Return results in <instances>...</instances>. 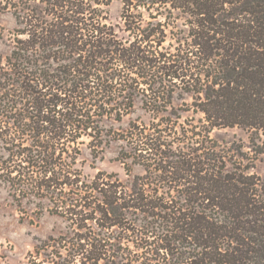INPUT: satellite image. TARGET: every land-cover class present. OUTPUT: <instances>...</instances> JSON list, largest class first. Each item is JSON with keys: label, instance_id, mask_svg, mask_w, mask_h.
Returning <instances> with one entry per match:
<instances>
[{"label": "trees", "instance_id": "trees-1", "mask_svg": "<svg viewBox=\"0 0 264 264\" xmlns=\"http://www.w3.org/2000/svg\"><path fill=\"white\" fill-rule=\"evenodd\" d=\"M6 14L0 188L65 219L36 250L47 264H264L249 158L264 155V0H0ZM139 101L148 120L116 130ZM233 128L250 151L213 136ZM114 143L124 178L87 175L84 148L97 161Z\"/></svg>", "mask_w": 264, "mask_h": 264}, {"label": "rangeland", "instance_id": "rangeland-1", "mask_svg": "<svg viewBox=\"0 0 264 264\" xmlns=\"http://www.w3.org/2000/svg\"><path fill=\"white\" fill-rule=\"evenodd\" d=\"M121 10L122 5L118 2L110 8L112 22H117L120 19ZM15 27L16 21L11 15L0 16V33L3 31L5 37L4 40L0 39V56H6L10 52L9 32L13 31ZM141 105L140 101L137 102L135 112L125 117L121 123H113L114 128L119 131L125 130L130 121L139 117L148 120ZM191 115H193L192 112L186 113L185 118ZM199 117L201 116L195 118ZM213 136L220 141L243 144L246 152L251 150L249 147L250 134L239 128L216 130ZM262 138L264 139V136ZM119 151L120 143H114L111 148L106 150L102 159L95 161L90 151L84 148L85 173L93 176L99 171L117 172L124 178L123 166L117 161ZM249 158L254 162L250 163V166L253 167L251 172L263 176L264 155L256 157V154L251 151ZM40 202L34 198L25 199L22 202L23 205L18 206L9 190L5 187L0 188V264H47L43 254H38L36 250L49 238L56 240L65 233L67 223L64 218L49 211L48 202Z\"/></svg>", "mask_w": 264, "mask_h": 264}]
</instances>
